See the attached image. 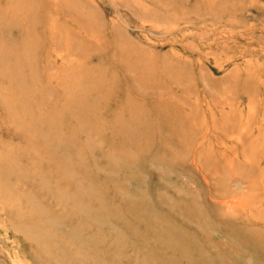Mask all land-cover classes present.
<instances>
[{"label":"rangeland","instance_id":"rangeland-1","mask_svg":"<svg viewBox=\"0 0 264 264\" xmlns=\"http://www.w3.org/2000/svg\"><path fill=\"white\" fill-rule=\"evenodd\" d=\"M0 264H264V0H0Z\"/></svg>","mask_w":264,"mask_h":264},{"label":"bare ground","instance_id":"bare-ground-1","mask_svg":"<svg viewBox=\"0 0 264 264\" xmlns=\"http://www.w3.org/2000/svg\"><path fill=\"white\" fill-rule=\"evenodd\" d=\"M8 71H9V70H8ZM115 121H116V122H119V120H118V116L115 117ZM125 127H126V129H128L127 126H125ZM177 128H178V127H177ZM136 129H137V128H136ZM136 129H135V130H128L126 133H122V132H123L122 130L125 131V129H120V131H118V133H119V134L121 133L120 136L123 135V136H125V137H127V138L129 137V135H131V137L128 138L129 141H130V142H134V143H136V142H135L136 139L140 136V135L138 136V133H139V132H138V130H136ZM173 129H175V128H173ZM176 130H177V129H176ZM127 134H128V135H127ZM125 137H124V138H125ZM125 140H126V138H125ZM125 152H126V154H124L125 158H127L128 160L131 161L132 158H133V157H132V156H133V155H132V152H131L129 149H126Z\"/></svg>","mask_w":264,"mask_h":264}]
</instances>
